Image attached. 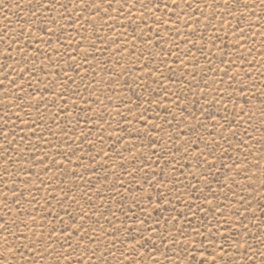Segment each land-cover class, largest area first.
<instances>
[{
    "label": "rangeland",
    "instance_id": "obj_1",
    "mask_svg": "<svg viewBox=\"0 0 264 264\" xmlns=\"http://www.w3.org/2000/svg\"><path fill=\"white\" fill-rule=\"evenodd\" d=\"M165 2L0 0L8 264L264 259V0Z\"/></svg>",
    "mask_w": 264,
    "mask_h": 264
},
{
    "label": "snow or ice",
    "instance_id": "obj_2",
    "mask_svg": "<svg viewBox=\"0 0 264 264\" xmlns=\"http://www.w3.org/2000/svg\"><path fill=\"white\" fill-rule=\"evenodd\" d=\"M216 2L218 3L219 0H216ZM224 4H228L229 0H223ZM59 3V0H56V2L54 3L53 0H47V3H40V0H37V4L40 8L42 9H47L48 11H51V9L56 8L57 4ZM82 3H86V0H82ZM171 5H174L175 8L179 9L181 3H184L185 5H187V8H191L192 6V0H170ZM93 7L99 8L100 5L99 4H94L92 5ZM126 5H121V8L125 7ZM197 6L199 7V4H197ZM60 7H65L64 5H60ZM152 7H155L157 9H159L160 5H152ZM163 7L165 9H168L170 7L169 2L164 3ZM66 10V9H65ZM83 11H86L87 8H82ZM35 14V13H33ZM165 15H167V13H165ZM49 19L52 21L53 26L55 25L56 21L54 17H49ZM262 19H264V17H262ZM159 20V18H157V21ZM154 21V22H157ZM169 23H172L171 19L169 20ZM161 26H163V24H161ZM223 27V25H221ZM43 30V29H41ZM51 30V28H50ZM139 59V58H138ZM147 65H145L146 67ZM0 83H2V81H0ZM238 91H242V89H238ZM61 98H63V93H61ZM230 103H235V97H232V99L229 101ZM243 107H247V102H245ZM249 112H251V110H249ZM262 114H264V108L261 109ZM193 115H195V113H193ZM237 115L239 116H243L244 115V111L243 108L241 110L240 113H238ZM251 115H254V113H251ZM251 115H249V120L251 119ZM224 119H227V116L224 117ZM245 123H248V120H245ZM228 131H233L231 125L228 126ZM245 132H247V129H245ZM236 132H233V135H236ZM213 143H215V141H213ZM205 163H207V160L204 161ZM197 163H199V161H197ZM11 191L13 192V194H16V189H11ZM33 199H35V197H33ZM17 211H19V209H17ZM55 229H53L54 231ZM5 231H8V229L5 228L4 224H0V237L3 238V247H4V251L5 252H11L14 253L10 259L12 261H16V254L19 255H25L24 253L20 252L21 247H30L31 245L25 244V245H21L20 243L10 240L9 237L7 235H5ZM80 231H88L87 229L81 228ZM157 231H159L157 229ZM15 233H13L14 235ZM170 234V233H169ZM161 235H163V233H161ZM33 236L35 237V233L33 234ZM25 240H29L31 239V244L34 245L36 243H42L45 244L46 246L50 245L51 242V235H48L47 237H44L43 234H41V238L36 239V238H29L27 236L24 237ZM88 239H92L91 237H88ZM146 239H154V237H146ZM56 243H59V241H56ZM173 243H175V241H173ZM203 242H201L202 244ZM143 243H141V248H143ZM69 247H71V244L69 243ZM112 247H116V245H112ZM61 248H63V245H61ZM47 250V249H46ZM75 251V249H73ZM39 251V250H37ZM221 251L223 252V248H221ZM93 255H95V253H93ZM0 264H8V259L4 258V253L0 252ZM18 264V262H17ZM261 264H264V259L261 260Z\"/></svg>",
    "mask_w": 264,
    "mask_h": 264
}]
</instances>
